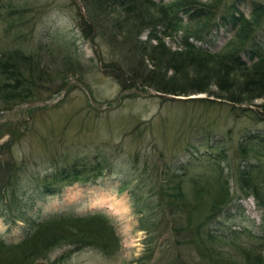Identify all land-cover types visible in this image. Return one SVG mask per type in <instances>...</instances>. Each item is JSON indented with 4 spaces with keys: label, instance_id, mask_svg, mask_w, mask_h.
Returning <instances> with one entry per match:
<instances>
[{
    "label": "rangeland",
    "instance_id": "374dc122",
    "mask_svg": "<svg viewBox=\"0 0 264 264\" xmlns=\"http://www.w3.org/2000/svg\"><path fill=\"white\" fill-rule=\"evenodd\" d=\"M197 1L214 4V24L203 40L189 41L211 53L219 52L233 32L221 16L238 10L250 17L253 2L264 11V0ZM10 3L14 10L9 12ZM189 11L176 12L179 24L165 28L168 36L156 32L169 51L181 49V37L198 28ZM121 14L99 16L98 28L82 0H0V54L20 49L39 68L29 99L15 105L0 102V241L19 243L31 232L30 224L55 214L96 211L114 234L110 255L93 246L74 250L60 242L31 264H214L212 257L198 253L182 218L161 220L156 235L148 238L138 228V211L155 203L148 191L164 167L175 170L202 154L217 160L219 148L230 155L248 133L264 136V102H231L205 93L159 95L139 83L129 85L115 65L126 50L123 31L116 30ZM262 25L253 43L264 48ZM148 31L141 30L138 39L144 40ZM241 57L246 64L253 60L246 52ZM96 161L105 169L94 182L79 180L54 194L41 193L44 179L57 167ZM229 185L234 196L210 225L225 237L218 248L255 247L251 252L264 256L257 238L260 210L251 196L237 199L236 187Z\"/></svg>",
    "mask_w": 264,
    "mask_h": 264
},
{
    "label": "trees",
    "instance_id": "16d2710c",
    "mask_svg": "<svg viewBox=\"0 0 264 264\" xmlns=\"http://www.w3.org/2000/svg\"><path fill=\"white\" fill-rule=\"evenodd\" d=\"M82 1L92 13L90 21L98 28L101 27L98 25L99 16L108 19L122 13L121 24L116 25V30L123 31L126 50L120 55V63L116 61L115 65L128 76L129 85L139 83L160 94L205 93L231 102H250L255 98L264 102V48L253 43L254 35L264 24V11L258 3H252L250 17H244L238 10L227 18L221 16L228 21L233 32L219 52L211 53L189 39L200 41L209 33L214 24L213 3L208 5L197 0H182L184 3L173 0L167 4L160 0ZM10 4L6 7L9 12L11 8L14 10ZM178 10H190L191 13H187L189 19H196L199 26L181 37V49L169 51L156 32L163 37L169 35L165 28H177ZM146 28L149 30L146 38L139 40V33ZM243 52L253 59L250 64L242 59ZM31 57L17 48L0 54L2 104L15 105L32 96V76L39 68ZM211 87L217 91H212ZM189 101L208 100L190 98ZM202 156L207 169L200 159ZM217 156L219 158L215 160L213 156L202 154L193 159L195 162L181 163L175 170L169 166L159 170L148 191V197H155V203L143 209L146 213L138 211V228L145 231L148 238H153L163 224L161 220L167 223L173 222L172 217L182 218L190 227V241L198 253L209 259L212 257L214 264H264L261 251L251 252L255 247L235 251L218 248L217 243L225 237L210 229L212 221L234 196L230 190L231 182L236 187L237 199L251 196L255 200L260 210L258 244L264 245V136L248 133L238 142L235 152L229 155L219 148ZM218 160L224 164L220 165ZM104 169L105 165L99 161L85 167L63 164L46 176L41 193L54 194L61 187L79 180L94 182ZM42 222H28L32 230L19 243L0 241V264H29V261L31 264L33 260L45 258L48 249L60 242L71 245L74 250L93 246L106 255L114 251L113 231L96 211L82 216L59 213Z\"/></svg>",
    "mask_w": 264,
    "mask_h": 264
},
{
    "label": "water",
    "instance_id": "95a60500",
    "mask_svg": "<svg viewBox=\"0 0 264 264\" xmlns=\"http://www.w3.org/2000/svg\"><path fill=\"white\" fill-rule=\"evenodd\" d=\"M157 94L161 95L160 93H157ZM172 97H173V96H172ZM174 98H177V99L179 98V99H180L181 97H174Z\"/></svg>",
    "mask_w": 264,
    "mask_h": 264
}]
</instances>
